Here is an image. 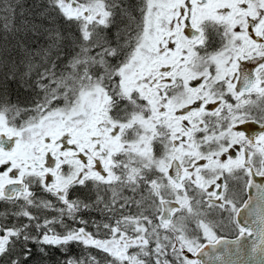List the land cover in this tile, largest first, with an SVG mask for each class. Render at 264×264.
<instances>
[{
  "label": "snow or ice",
  "instance_id": "1",
  "mask_svg": "<svg viewBox=\"0 0 264 264\" xmlns=\"http://www.w3.org/2000/svg\"><path fill=\"white\" fill-rule=\"evenodd\" d=\"M24 8L0 0V264H264V0Z\"/></svg>",
  "mask_w": 264,
  "mask_h": 264
},
{
  "label": "trees",
  "instance_id": "2",
  "mask_svg": "<svg viewBox=\"0 0 264 264\" xmlns=\"http://www.w3.org/2000/svg\"><path fill=\"white\" fill-rule=\"evenodd\" d=\"M21 2L25 5V8L23 11L28 13V17L32 18L33 14L39 15L41 13L40 6L45 3V0H21ZM30 18V19H31ZM55 19V17H53ZM47 23V21H45ZM56 28L64 27L67 29V25L63 23L62 20L56 21L55 25ZM29 43H32V41H29ZM41 43H43V40H41ZM15 98V97H14ZM21 101H24V96L21 95L20 97ZM50 255L48 257H45V260L48 261V264H56L57 259L60 257V253L56 250H50ZM73 255H79V250L77 248H73L72 250Z\"/></svg>",
  "mask_w": 264,
  "mask_h": 264
},
{
  "label": "flooded vegetation",
  "instance_id": "3",
  "mask_svg": "<svg viewBox=\"0 0 264 264\" xmlns=\"http://www.w3.org/2000/svg\"><path fill=\"white\" fill-rule=\"evenodd\" d=\"M239 127H240L241 130L247 128V129H249V130H256V131H258V126H257V125H251V126L241 125V126H239ZM229 238H231V237H229Z\"/></svg>",
  "mask_w": 264,
  "mask_h": 264
},
{
  "label": "rangeland",
  "instance_id": "4",
  "mask_svg": "<svg viewBox=\"0 0 264 264\" xmlns=\"http://www.w3.org/2000/svg\"><path fill=\"white\" fill-rule=\"evenodd\" d=\"M30 18H31V17H30ZM30 18H29V19H30Z\"/></svg>",
  "mask_w": 264,
  "mask_h": 264
},
{
  "label": "water",
  "instance_id": "5",
  "mask_svg": "<svg viewBox=\"0 0 264 264\" xmlns=\"http://www.w3.org/2000/svg\"><path fill=\"white\" fill-rule=\"evenodd\" d=\"M232 238V237H231Z\"/></svg>",
  "mask_w": 264,
  "mask_h": 264
}]
</instances>
